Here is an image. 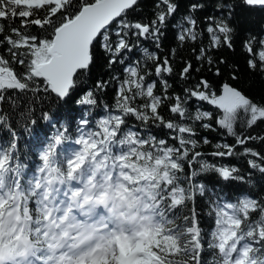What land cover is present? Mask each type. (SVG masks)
<instances>
[{
    "label": "snow or ice",
    "instance_id": "obj_1",
    "mask_svg": "<svg viewBox=\"0 0 264 264\" xmlns=\"http://www.w3.org/2000/svg\"><path fill=\"white\" fill-rule=\"evenodd\" d=\"M241 2L264 9V0ZM202 7L191 3L173 25L177 47L164 54L174 0H155L150 20L130 18L139 0H0V264H264V196L210 198L207 229L196 207L207 192L201 174L250 182L233 157L248 177L264 176V133L253 131L264 125V99L229 83L237 70L211 54L233 48L235 5L201 19ZM189 45L201 67L186 60L177 73L172 57ZM137 48L142 60L131 58ZM243 50L264 80V36L249 35ZM101 54L114 71L85 90ZM204 65L216 77L219 65L232 70L218 85L192 83ZM109 88L113 102L94 113ZM53 99L83 109L74 127L56 124L45 105ZM37 106L54 131L33 160L15 129L37 123ZM201 129L231 141L213 144Z\"/></svg>",
    "mask_w": 264,
    "mask_h": 264
},
{
    "label": "trees",
    "instance_id": "obj_2",
    "mask_svg": "<svg viewBox=\"0 0 264 264\" xmlns=\"http://www.w3.org/2000/svg\"><path fill=\"white\" fill-rule=\"evenodd\" d=\"M177 4V11L175 14L168 19L167 27L164 29L166 36L163 40V47L160 51L167 54L169 49L177 47V41L175 40L176 29L173 27L178 21L182 19L184 15L188 14V9L191 3L196 2V0H174ZM200 4L203 5L202 8L198 9L194 15L199 18H203L205 15H215L220 16L221 10L216 6L220 3L234 4L235 8L233 14L230 18V25L235 29L233 38V48L229 49L227 47H222L220 49H215L212 51V56L214 59H223L227 61V65L232 66V68L237 70L238 79L236 81L228 80L229 83L235 84L239 89L243 90L248 96L253 100L259 101L264 99V80L261 77L250 71L246 64V56L243 50V42L248 38L249 35L254 36H264V9L259 7L252 8L244 5L241 0H198ZM154 3L155 0H139V10L132 13L130 18L143 19L146 18L150 20L154 16ZM223 15L226 17L228 15L227 10H224ZM144 46H148L150 51H156V49L151 46V42H144ZM160 53L158 52V55ZM133 60H142L143 54L139 51V48L134 50L131 54ZM193 56L191 47L185 46L178 49L177 53L172 57L175 62V67L177 73L183 66L186 60H190ZM193 63V68L201 67L199 62L190 60ZM119 67V66H117ZM223 71V75L216 77L207 71V65L201 68L200 72L193 70L192 83L195 82L200 76L207 77L211 83L218 85L221 81L227 80L232 69L227 68L225 65H219ZM114 71L109 69L106 65L105 58L101 54L100 59L97 61L96 66L93 68L91 73L86 74L82 77L81 87L85 90L92 88L93 84L98 79L107 80L109 74ZM169 83L172 85L171 91L177 93L184 87V82L180 80L178 75H173L169 78ZM101 102V106L92 109L94 113L103 114V105L111 104L113 102V91L111 88L107 89L105 93L98 94ZM46 110H48L57 125L60 123L69 124L72 123L74 127V121L71 118L78 120L82 114L83 109L78 107L74 101H69L64 103L63 101L57 102L53 99L50 102H45ZM205 107H210L205 105ZM40 111L39 106L36 110L37 123L34 126H30L28 130L25 129L24 124L16 126V131L18 133L19 140V151L22 154H27L33 160H35L36 153L44 142H46V135H50L54 129L49 125L48 122L39 119ZM134 123V121H130ZM157 135L163 136L164 133L157 128L150 129ZM254 132L264 133V125L257 127L253 130ZM200 135L208 137L213 144L221 143L225 140L231 141L230 137L223 135L220 131L213 130H200ZM0 139L7 140L8 133L0 131ZM205 152H209L212 149L207 146H202ZM231 163L241 169V173L250 182H237V181H224L218 175L214 173L201 174L199 180L204 183L207 188L206 195L199 197L196 201L197 211L200 213L201 219L203 221L204 228L211 227V222L207 215L209 200L214 199L216 196H223L227 200H235L237 196L252 194L254 196L260 197L264 196V176H261L259 172H252L251 176L248 177V173L251 171L248 169L245 159L240 157L231 158Z\"/></svg>",
    "mask_w": 264,
    "mask_h": 264
}]
</instances>
